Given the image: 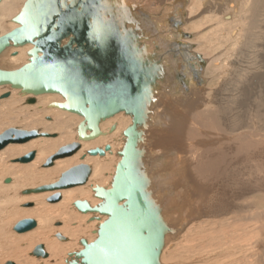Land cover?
Masks as SVG:
<instances>
[{
	"label": "bare ground",
	"instance_id": "bare-ground-1",
	"mask_svg": "<svg viewBox=\"0 0 264 264\" xmlns=\"http://www.w3.org/2000/svg\"><path fill=\"white\" fill-rule=\"evenodd\" d=\"M26 1L1 0L0 25L4 15L12 21V17L20 12ZM76 1L78 0H61V6L70 7ZM180 1L103 0V2L100 3L99 1L97 3L91 12V19H88L90 26L100 24L112 29L117 28L122 34L121 37H125L128 33L129 41H131V37L140 32L142 37L130 42L136 53L139 52L137 57L142 60L146 58L149 62L160 63V66L154 67L158 72L161 69V73H158L160 78L155 84L146 87L147 94L149 93L150 97L152 93L157 94V102L155 105V102L150 104L147 99L146 103L147 107L153 109L155 115L160 116V121L164 119L166 122L163 123V120L158 123L157 121L156 124L158 123L159 126L153 128V125L155 126L154 119L148 116L150 120L146 121L145 118L136 128L151 143L148 146L154 152V154H151L153 152L149 149V153H151L149 159L148 157L147 159L152 160L153 163H151V169L146 171V175L150 182L151 193L159 197L157 200L162 211L160 217L165 225L163 247L166 246L167 242L169 243L170 240L177 237L179 230L184 228V224L186 226L193 219H200L202 217L200 213L202 214L205 211L209 213V202L202 203L203 199L207 198L206 188L201 185L197 171L196 169L193 171L191 165V163L193 165L196 163L197 150L202 148H199L201 146L199 140L194 138L197 125H200L197 130L205 129V127L211 129L207 132L209 145L218 147L222 142L225 144L234 142L237 148L251 149L261 141V133L257 131L249 133L250 130L247 131V129L255 127V122L250 123L249 120H253L255 117H264V107L260 105L264 93L255 92L253 88H250L254 86L252 84L250 87H241L234 101L229 97L224 98V105L221 103V99L213 101V104L206 101L207 91L203 87H198L200 90L196 87L193 88L190 95L186 93H180L173 97L170 95L167 84L173 80V71L176 68H173V59L171 60L172 56L167 49L169 42L176 41L181 47L184 46L180 51L182 54H189L187 55L188 60L193 61L196 70L208 64L202 54L197 55L198 52H187L189 44L193 45V42L190 41L192 35L185 30L186 16L179 20L180 22L176 23L173 28L167 22L168 15L174 13L178 17L183 14L184 9L181 11L183 7L180 5ZM80 7L77 8V13L81 12ZM206 8H208L207 12L210 14L209 18L214 17L217 23L225 21L231 24L234 14L240 12L246 14L247 21L245 29H242V38L244 45L246 44L248 50L253 53L251 54L252 61L256 66V69L251 68L248 77L249 80L252 78L256 80L257 85L264 87V0H210ZM176 9H178V13ZM141 14H149L153 17L151 26L154 25L155 28H153V31L151 30L152 32L147 33V31L143 34L142 30H136L135 24L137 26L141 25L136 21V17ZM14 25L13 28L17 26L16 23ZM164 25L167 28L164 29ZM126 26L129 27V32L125 31ZM148 28L150 27L145 26L146 30ZM217 31L218 34L223 32L221 26L214 27L208 31V34H213L214 39L223 42L222 39L217 37ZM4 33L6 32L0 28V35ZM228 35L233 39H237L241 35L240 27L231 25ZM66 41L65 38L61 43ZM10 47L17 48L14 51L16 54L11 57L14 64H21L24 58L25 63L29 61L31 57L29 52L33 48L32 44L8 46L5 49ZM240 47L242 54L246 55L247 52L242 44ZM157 51L159 53L154 57L153 53ZM38 55H41V53H38ZM218 60L219 58L213 61L214 65L219 64ZM245 61L241 62L239 68H245ZM237 72L239 73L238 69ZM193 85L195 86V84ZM29 98H34V101L28 102ZM63 100V97L58 93L22 94L19 89L11 88L8 84L0 85V116L1 119L5 118L2 121L3 124H9L8 126H11V128L9 127L10 130H35L53 135H38L22 143L9 142L0 148V179L6 177L3 179L4 184L0 183V259L14 258L15 262L13 264H65L66 260L71 259L68 253L78 251L83 247L80 243V239L83 237L81 235L92 230L96 236L92 238L93 234L87 233L91 235L92 239H89L90 237L84 239L87 242L93 241L97 237L98 225L107 218L105 215L98 213H82L73 206V202L77 199L87 200L91 206L101 202L99 198L96 199L93 195V187L96 185L105 188L110 187L125 142L123 131L132 124L134 116L131 112L119 111L105 119H101L98 123L99 134L97 136L78 141V126L83 117L77 113L50 106L54 102H62ZM249 101L257 102L256 107L250 105ZM16 104H22V106L14 110L13 107ZM196 108H204V111L197 112L195 111ZM15 118H21L25 122L13 125L6 121L7 119L13 121ZM199 118H202L203 121ZM103 127L104 129H102ZM6 128L4 131H6ZM259 129L261 130V128ZM2 131L0 135L4 132ZM85 133H89L88 128H86ZM214 136L218 141L210 139ZM144 138L141 137V144L145 141ZM202 141L206 143L207 138ZM244 141H248L249 145ZM72 142H78L79 144V148L75 152L64 157H56L60 148ZM138 142V146H141L140 141ZM242 143L244 146L241 145ZM105 145H109V147L103 151L102 155L87 154V150L96 147L104 149ZM207 151L209 152V150ZM29 152H33V157L29 161H21V157ZM200 161L203 164L202 160ZM48 162L50 164H47ZM145 163H147V160ZM80 164H86L90 167V174L83 185L42 189V187L57 182L62 173ZM206 174L209 175L208 172ZM6 179H9V181L6 182ZM29 182L31 184L36 182L37 186L25 188L29 186ZM21 188H25L22 190L24 193L22 194L25 196L17 195L18 190H21ZM56 195L59 196L55 200ZM33 203L34 206H32ZM19 204L21 207L17 206ZM202 204H206L208 207L205 210L201 209L200 205ZM32 216L35 218H32ZM90 217H94V219L91 221L89 220ZM237 217L235 215V218ZM26 218L35 220L36 225L23 232L16 231L12 233L9 230V227L16 221ZM56 218L61 219L62 225L53 228L50 224ZM240 220L241 218H238L234 223ZM225 222L227 221L225 220ZM59 224L60 222L56 223V225ZM206 225L207 223L202 227L208 229L209 226L206 227ZM202 227L194 229H201ZM58 234L64 238L58 237ZM230 242V247L233 248L232 241ZM36 244L43 245L47 254L45 257H36L31 254L32 250L30 248ZM225 245L223 247L227 248L228 244ZM224 251L227 252L226 249ZM27 252H30V255L33 256L31 259H28L29 256L28 258L25 257Z\"/></svg>",
	"mask_w": 264,
	"mask_h": 264
},
{
	"label": "water",
	"instance_id": "water-1",
	"mask_svg": "<svg viewBox=\"0 0 264 264\" xmlns=\"http://www.w3.org/2000/svg\"><path fill=\"white\" fill-rule=\"evenodd\" d=\"M97 3L98 0H80L70 7H62L61 0H27L20 12L12 17L17 26L0 35V53L8 46L32 44L31 57L18 68H0V85L8 84L22 94H60L64 100L50 106L83 117L78 126V141L97 136L101 119L119 111L133 114L132 124L123 131L125 142L110 187H93V195L101 202L94 206L87 200L73 202L82 213L93 212L107 218L98 225L93 241L80 239L83 247L68 253L71 259L65 264H159L165 225L160 217L161 206L157 196L151 193L146 175L150 167L149 147L136 127L145 118L149 121L154 114L146 102L148 99L155 105L158 97L155 93L150 97L146 87L160 78L161 69L158 72L154 68L160 63L137 57L139 52L134 51L128 33L125 38L117 28L100 24L90 26L88 15ZM79 6L82 9L77 13ZM140 24V27L135 24L136 30H146L144 22L140 21ZM129 30L126 26L125 31ZM65 38L67 41L61 43ZM157 54L153 53L155 57ZM27 101L33 102L34 98ZM38 135L53 136L35 130L8 129L0 135V148L9 142L22 143ZM141 137L145 140L142 144ZM108 147L92 148L87 154L102 155ZM77 148L78 142H72L60 148L56 157L67 156ZM32 157L33 152H29L20 160L29 161ZM89 174L90 167L80 164L42 189L80 185L86 182ZM35 225V220L26 218L18 221L13 229L23 232ZM31 254L36 257L47 255L42 244Z\"/></svg>",
	"mask_w": 264,
	"mask_h": 264
},
{
	"label": "rangeland",
	"instance_id": "rangeland-1",
	"mask_svg": "<svg viewBox=\"0 0 264 264\" xmlns=\"http://www.w3.org/2000/svg\"><path fill=\"white\" fill-rule=\"evenodd\" d=\"M99 1L100 3L103 2V0ZM209 1L210 0H181L180 5L183 7L181 11L184 9L183 14L176 17L175 14L172 13L167 17L168 24L173 28L176 23L172 24L171 20H182L184 16H186L185 30L192 35L190 41L193 42V45L189 44L191 47L189 46L187 52H198L196 53L197 55L199 53L202 54L208 61V64L205 67H201V70H196L193 61L188 60L187 55L189 54H185L184 57L179 55V53L176 52L179 51V49L176 50L173 48L174 42L171 43L169 46L175 51L172 52L168 47L167 49L172 56L171 60L173 59L172 61L175 65V67L173 65V68L176 69L173 71V80L167 84L170 95L172 97L180 93L190 95L193 88L203 87V89L205 88L204 90L207 91L206 101L212 102L213 104V101L221 99V103L224 105V98L229 97L234 101L238 95V90H241V87H250L251 84L254 86H251L250 88H253L257 93L263 94L264 87L259 84L257 85L256 80L252 78L249 80L248 77L251 68L256 69V66L252 61L251 54L253 53L248 50L247 46H245L246 44L244 45L242 38V29H245V23L247 21L246 14L242 12L236 15L234 14V18L230 22L231 24H228L225 21L217 23V20L214 19V17L209 18L210 14L207 12L208 8L205 9L207 3L209 4ZM81 9L82 8L80 7V10ZM90 17L91 14L90 16L88 15L89 19H91ZM152 19L153 17L149 14L137 15L136 21L139 22V24L140 21L142 23L144 21L143 25L150 27L148 30L142 31L143 34L147 31V33H150L153 31V28H155L154 25V27L151 26ZM14 24L15 23L11 21L10 18H6L4 15L0 28H2L4 32H8L13 29V26H15ZM231 25H236L241 29V35L237 39H233L228 35V30H230ZM216 26H221V30H223V32L219 34L218 31L216 32L217 37L222 39L223 42L214 39L213 34H208V31ZM165 28H167V26L164 25V29ZM141 37V33L138 32V34H135V36L130 38V42L134 41V39L138 40ZM241 44L247 52L246 55L242 54L240 47ZM183 47L184 46L182 45V48ZM16 49V47H10L0 54V68L14 69L20 67L21 64L26 62L25 58L21 64L17 65L11 61V57L16 54L14 53ZM156 53L159 52L157 51ZM218 58L219 64L214 65L213 61ZM243 61L246 62L244 64L245 68H239V65H241V62ZM237 69L239 70V73L237 72ZM193 84H195V86ZM173 88H175L174 91ZM198 90L200 89L198 88ZM249 104L256 107L257 102L249 101ZM260 105L264 107V97H262ZM20 106H22V104H16L13 109L15 110V108L17 109ZM195 111L203 112L204 108H196ZM152 115L151 118L153 117L155 124V126L153 125V128H156L159 126L158 123L164 119L160 121L159 115ZM199 119L203 121L202 118ZM3 120H5V118L1 119L0 116V132L2 130L4 131L6 127V130L11 128V126H8L9 124H3ZM6 121H9L13 125L25 122L24 120H21V118H15L13 121L7 119ZM157 121L158 123L156 124ZM164 122H166V120H164L163 123ZM249 122H255L254 128L247 129V131L250 130L249 133L252 131L261 133V141L254 147H251V149L245 147L237 148L236 143L234 142L231 144L226 143L227 145L222 142L218 147L209 145V135L207 132L211 129L205 127V129L201 128L200 130H197L200 126L197 125L194 138L199 140V145H201L199 148H202L201 150H197L195 158L196 163L194 165L191 163V165L193 171L196 169L201 185L206 188L207 192L205 191V193H207V198L203 199L202 203L205 201L209 202L210 214L205 211L202 214L200 213L202 216L200 219H193V221L186 226L184 224V228L179 230L180 234L178 233L175 239L170 240L169 243L167 242L166 246L162 248L159 263L264 264V117H255L253 120L250 119ZM258 127L261 128V130ZM102 129H104V127ZM204 138H207L206 143H203L204 141H202ZM210 139L218 141L216 136H214V138L210 137ZM244 142L247 143L248 141ZM146 143V147H149L148 144H151L147 139ZM241 145L244 146L243 143ZM148 149H150V147ZM150 150L153 152L152 148ZM207 150H209V152ZM151 154H154V152ZM158 156L160 155L158 154ZM200 160H202L203 164L200 163ZM151 163H153L152 160L150 161V167L148 170L151 169ZM205 171L208 172L209 175L206 174ZM4 178L6 177H3V179ZM3 179H0L2 185L4 184ZM36 184V182H32V184L29 182V186H26L25 188H30L31 186L34 188L37 186ZM25 188L18 190L17 195L22 196L24 194L22 190ZM17 206L21 207L20 204ZM32 206H34V203ZM200 207L205 210L208 206L202 204ZM235 215L238 217L235 218ZM32 218L35 217L32 216ZM238 218H241V220L234 223ZM225 220L227 222H225ZM17 222L18 221H16V223ZM58 222H60V224L56 225ZM16 223L9 227V230L12 233L16 232L13 229ZM205 223L209 226L208 229H204V226L202 227ZM61 225L62 221L59 218H56L50 224L53 228ZM193 225L195 226L193 227ZM196 227L202 228H197L198 230L194 229ZM87 233L92 235L94 232L92 230L88 231L84 235H81L83 236L81 238L88 239L90 237L89 239H92L96 236V234H93L91 238V235H88ZM230 241H232L234 247L236 245L235 248L230 247ZM225 244H228L227 248L223 247ZM78 245L80 246L79 243ZM34 247L32 246L30 249L33 250ZM225 249L227 252L224 251ZM30 252H27L25 255L27 258L29 256L28 259L33 257L30 255ZM9 259L1 258L0 264H6L8 261L15 262L14 258Z\"/></svg>",
	"mask_w": 264,
	"mask_h": 264
},
{
	"label": "flooded vegetation",
	"instance_id": "flooded-vegetation-1",
	"mask_svg": "<svg viewBox=\"0 0 264 264\" xmlns=\"http://www.w3.org/2000/svg\"><path fill=\"white\" fill-rule=\"evenodd\" d=\"M78 1H80V0H78ZM176 10L178 11V9H176ZM177 13H178V12H177ZM171 21H172V22H171L172 24H173V23L175 24V23H179V22H180L179 20H177V21H176V20H171ZM125 38H126V37H125ZM173 42H174V45H173L174 47H173V48H175L176 50L179 49V51H176V52H178L179 55H181V56L183 55V57H184V56H185V53L182 54V53L180 52V50H181L182 47H181L176 41H171V42H169L168 45H170V44L173 43ZM168 48H169L172 52L175 51L174 49L170 48V46H168ZM188 48H189V47H188Z\"/></svg>",
	"mask_w": 264,
	"mask_h": 264
}]
</instances>
